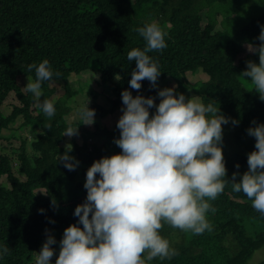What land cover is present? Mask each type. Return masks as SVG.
Listing matches in <instances>:
<instances>
[{"label": "trees", "instance_id": "16d2710c", "mask_svg": "<svg viewBox=\"0 0 264 264\" xmlns=\"http://www.w3.org/2000/svg\"><path fill=\"white\" fill-rule=\"evenodd\" d=\"M254 1L0 0V138L2 131L19 117L23 118V126L40 131L31 144L32 156L24 142L17 149L19 171L14 170L7 156L0 154V177L7 176L10 183L6 188L0 182V246L10 249L8 255L0 257V264H30L49 234L63 236L70 225L83 227L73 214L76 206L86 201L84 183L77 181L81 167L68 171L57 162L63 152V134L73 127L65 120L70 111L66 101L72 96L68 76L94 71L103 85H112L111 109L97 103L96 93L86 100L88 108L102 118L124 106V90L133 97H152L155 104L159 103V89H152L149 81L141 82L139 92L129 86L135 61H128L127 53L146 46L135 31L146 23L168 27L167 47L148 53L160 66L157 82L170 78L177 85V95L186 98L191 89L205 105L215 101L220 114L230 118L228 124L222 125L220 145L227 170L225 179L230 181L234 172L242 175L248 170L247 156L256 149L255 138L247 134V129L264 124V101L247 78L239 77L247 61L259 63L258 54L240 57L244 45L260 44L257 37L264 26V13L248 12L259 11L264 0H256L260 2L252 6ZM221 12L226 15L222 31L216 30ZM236 20L241 22L231 29L229 24ZM44 59L60 75L42 82L43 93L37 99L23 90L19 80L29 77L34 81L35 69L29 72L27 66L38 65ZM198 71L209 79L191 86L187 74ZM117 75L121 79L114 83ZM58 80L65 82L66 98L54 104L56 112L49 119L36 104L53 96L50 84ZM12 91L22 106H15L10 115L4 116L1 107ZM149 112L151 116L155 108ZM232 120L238 124L233 125ZM97 132L105 138L101 145L90 146L85 140L82 145L74 142L71 148L77 161L85 165L84 177L94 161L121 154L113 142L119 139V129ZM108 141L114 143L111 151L106 146ZM239 179L238 176L237 182ZM210 203L215 212L209 211L206 217L212 231L193 234L184 242L181 230L165 224L160 235L169 240L178 255L170 260L156 258L149 264H248L255 251L264 247V215L252 208L243 193H233L231 184ZM257 264H264V260Z\"/></svg>", "mask_w": 264, "mask_h": 264}, {"label": "clouds", "instance_id": "9594fccd", "mask_svg": "<svg viewBox=\"0 0 264 264\" xmlns=\"http://www.w3.org/2000/svg\"><path fill=\"white\" fill-rule=\"evenodd\" d=\"M135 31L146 46L127 53L128 61H135L129 86L139 92L141 82L147 80L156 89L160 66L148 53L167 47V33L156 22ZM257 39L259 46L250 44L248 50L258 54L259 63L247 61L239 77L247 78L264 101V26ZM33 69L35 80L28 81L24 89L39 99L42 82L60 74L52 71L47 59L27 66L29 72ZM115 78L121 79L119 75ZM157 96L160 102L155 104L152 97H133L128 90L122 91L125 107L116 124L119 139L113 141L121 154L94 161L87 169L86 201L73 213L83 227L70 225L64 230L55 264H149L156 258L170 260L178 252L160 235L161 229L167 224L194 235L212 231L206 213L215 212L210 201H215L227 184H231L233 193H243L252 208L264 215V124L247 129V134L255 138L256 150L247 156L248 170L242 175L234 172L229 181L225 179L227 170L220 145L222 125L230 118L220 114L215 101L205 105L199 98L186 99L175 93V86L159 90ZM36 107L49 119L55 115L50 100ZM152 108L155 113L150 116ZM78 111L83 124L94 123L95 111L88 108V103ZM231 123L236 125L238 121ZM63 135H78L77 127H68ZM67 148L71 151V145ZM57 162L68 171L79 165L67 152L57 157ZM235 167L239 169L238 164ZM55 243L49 234L36 254L35 264H50ZM9 252L7 246H0V257Z\"/></svg>", "mask_w": 264, "mask_h": 264}, {"label": "rangeland", "instance_id": "374dc122", "mask_svg": "<svg viewBox=\"0 0 264 264\" xmlns=\"http://www.w3.org/2000/svg\"><path fill=\"white\" fill-rule=\"evenodd\" d=\"M259 2L255 0L254 3H252V6H257ZM259 8H260L259 11L251 10L248 13L250 15L264 13V6L263 7L259 6ZM224 18H226V15L222 12L217 16V20L219 21V24L216 26V30L222 31L224 29V24L222 22ZM240 22L241 21L236 20L235 22L229 24L231 26L230 28L232 29ZM159 26L163 31H166L168 28L167 24H163V25L159 24ZM226 37H228V35H226ZM247 54L252 55L253 53H251L248 50V45H244V51L240 55V57H243ZM208 79H209L208 76L204 74L202 71H198L194 74L192 73L187 74V80L191 86H194L198 83L206 82L208 81ZM28 81H32V79L29 77H25V78L21 77V79L19 80V85H21L24 91H25L24 87L26 86ZM68 81L71 86L72 96H70V98H68L66 101V105L69 107L70 111L67 114L65 120L69 124H72L73 127H77L78 135H75L71 138L65 135V141L61 144L63 152L59 156H62L67 152L69 156L73 157L77 161L76 154L72 152V149L71 151H68L67 146L71 145L72 148L74 142H76L78 145H82V143L85 140H87L90 146L94 144L101 145L103 141H105V138L99 136V134H97L98 133L97 131H100L102 129L108 131L114 130L116 128L118 119L123 114L121 109L124 108L125 106L118 107V109L111 112L104 118L100 117L95 112L93 118L94 123L91 125H85L83 124L84 121L82 120L78 110L87 103L86 100L90 97V95H92V93L97 94V103L99 105H101L106 109H111L112 107L111 100L114 99L113 88L111 89L112 85L110 86L103 85L101 83V80L99 79V75L94 71H84L79 74L71 73L68 76ZM113 82L117 83L118 80L115 78ZM173 86H175V90H176L177 85L175 81H173L170 78L157 82V88L159 90L165 88H173ZM50 87L54 90L53 96L49 99L53 104H55L60 100H64L66 98L65 82H62L60 80L53 81L51 82ZM189 98H199V97L195 95V93L191 89H189L186 93V99ZM158 101L160 102V98ZM15 106L19 107L22 106V104L17 98L15 92L12 91L11 93H9V95L7 96L1 107L4 116L10 115ZM22 123H23V118L19 117L7 129H4L2 131L1 134L2 137L0 138V154L7 156L8 159L11 160V163L14 166V170L16 171H19L20 169V161L19 159H17V155H16L17 149L20 147L21 143L24 142L28 155L32 156L34 152L31 148V144L33 141H35L37 135L40 133L39 130H32L29 127L23 126ZM113 144H114L113 142L108 141V144L106 146L109 151L112 150L111 145ZM79 165L81 167V170L80 173L78 174L77 181L85 183L86 177H84L82 173V170L85 168V165L81 164L80 162ZM19 175L21 176L20 178L23 179L25 178L23 174H19ZM0 182L6 188L10 187V183L7 179V176L5 175L1 176ZM37 192L44 193V191L42 190H39ZM182 234H183L184 242H188V240L193 235L191 232H183V231ZM52 236L56 240V243L51 246L52 249L54 250V256L52 257L50 264H55V260L58 256L59 248H60L59 242L61 241L63 236L56 234H53ZM36 254L30 264H35ZM262 260H264V247L255 251L248 264H257Z\"/></svg>", "mask_w": 264, "mask_h": 264}]
</instances>
